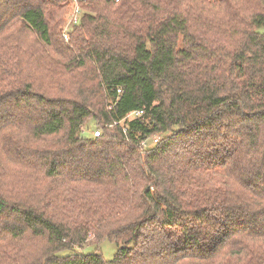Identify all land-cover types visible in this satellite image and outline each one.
I'll return each mask as SVG.
<instances>
[{"label": "trees", "instance_id": "1", "mask_svg": "<svg viewBox=\"0 0 264 264\" xmlns=\"http://www.w3.org/2000/svg\"><path fill=\"white\" fill-rule=\"evenodd\" d=\"M77 2L0 0V264H264V0Z\"/></svg>", "mask_w": 264, "mask_h": 264}, {"label": "rangeland", "instance_id": "2", "mask_svg": "<svg viewBox=\"0 0 264 264\" xmlns=\"http://www.w3.org/2000/svg\"><path fill=\"white\" fill-rule=\"evenodd\" d=\"M69 14H70V11L66 12V14L64 15V21H65L64 25L67 23V19H68ZM260 32L264 34V28H262L260 30ZM96 130H98V129L96 128L94 123H87L83 127V133L82 134L86 138H91L93 132H95ZM152 144H153L152 142H149L150 146ZM118 250H119V248L113 242L105 240V241L101 242L98 246H96V244H94L93 241L90 243H87V245L85 247H83L79 251V253L85 256V255H90V254L97 252L101 255V257L103 258L104 261L110 262L114 259Z\"/></svg>", "mask_w": 264, "mask_h": 264}, {"label": "built area", "instance_id": "3", "mask_svg": "<svg viewBox=\"0 0 264 264\" xmlns=\"http://www.w3.org/2000/svg\"><path fill=\"white\" fill-rule=\"evenodd\" d=\"M68 1H70V3H71V12L68 16L67 23L64 25V28H63V38L65 40H67V33L70 30V28L78 24L79 16L81 14V10L78 7L77 0H68ZM114 1H117V0H114ZM142 115H143V112H141V111L136 112V113H132L127 117V120L131 119V118L141 117ZM82 132H83V130H82ZM100 136H102V131L100 129L96 130L92 134V137L94 139L99 138Z\"/></svg>", "mask_w": 264, "mask_h": 264}]
</instances>
